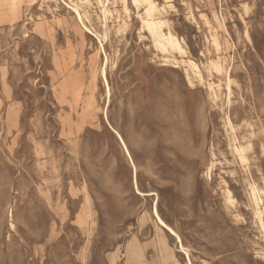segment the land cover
Wrapping results in <instances>:
<instances>
[{
    "label": "rangeland",
    "instance_id": "rangeland-1",
    "mask_svg": "<svg viewBox=\"0 0 264 264\" xmlns=\"http://www.w3.org/2000/svg\"><path fill=\"white\" fill-rule=\"evenodd\" d=\"M155 1L0 0V264H264V0Z\"/></svg>",
    "mask_w": 264,
    "mask_h": 264
},
{
    "label": "bare ground",
    "instance_id": "bare-ground-1",
    "mask_svg": "<svg viewBox=\"0 0 264 264\" xmlns=\"http://www.w3.org/2000/svg\"><path fill=\"white\" fill-rule=\"evenodd\" d=\"M103 1V0H102ZM139 1H143V2H145L146 3V10H145V15H146V17L144 18V20H143V23H144V25L148 28V30H149V32H150V35L152 36V38H153V40H154V42L159 46V47H161L162 49H163V51H165V50H168V49H171V50H173V51H178V53L179 54H181L182 52H184V48H183V46H182V43L180 42V39H178V37L177 36H175L171 31H168V32H165L164 30H163V27H165V26H163L164 25V21L162 20V19H160V18H158L157 16H156V13L158 12V9H159V5H157V2L155 1V0H134V2L135 3H138ZM72 3V2H71ZM134 3V4H135ZM145 3H143V6H144V4ZM74 4V3H73ZM75 6H76V4H74ZM73 5V6H74ZM136 5V4H135ZM137 6V5H136ZM77 7V6H76ZM76 7H72L73 8V10H74V12L75 13H77V15H78V18H79V20L83 23V17H82V15H81V12L78 10V8H76ZM162 10V9H161ZM85 16V15H84ZM166 22V21H165ZM85 23V22H84ZM83 23V24H84ZM85 26V25H84ZM146 29V28H145ZM217 38V37H216ZM214 39H215V37H214ZM183 40V39H182ZM216 40V39H215ZM218 40V39H217ZM217 44H218V42H217ZM219 44H220V42H219ZM156 45V46H157ZM157 46V47H158ZM217 46V45H216ZM219 47H220V45H218ZM170 51V50H169ZM168 52V51H167ZM185 54V53H184ZM219 59V61H220V59L221 58H218ZM174 60V59H173ZM176 60V59H175ZM177 61V60H176ZM214 61V60H213ZM175 62V61H174ZM211 62V61H210ZM188 63L190 64V66L192 67V69L194 68V69H196V71L197 70H200V69H198V67L199 66H197V64L194 62V61H192V60H188ZM213 65H214V69H217V70H219L218 72H220V70L222 71L223 69H222V67L217 63V61H216V64H214L213 62H211ZM220 63V62H219ZM223 63V62H222ZM189 66V67H190ZM190 67V68H191ZM211 67V68H212ZM104 71V70H103ZM197 73H199V72H197ZM189 73H187V75H188ZM195 75H196V73H194ZM201 74V73H200ZM190 75V74H189ZM197 76V75H196ZM190 77V76H189ZM188 77V78H189ZM201 77V76H200ZM202 78V77H201ZM191 80V79H190ZM192 82V81H191ZM193 84V83H192ZM122 142H123V145H124V148H125V150H126V152L127 153H129V150H128V148H127V146H126V144H125V142H124V140H123V138H122ZM240 151V150H239ZM244 160V159H243ZM255 189V188H254ZM256 190V189H255ZM258 192H259V190H257ZM229 193H231V191L229 192ZM256 193V191L254 192V194ZM259 194V193H258ZM229 195V194H228ZM258 197V196H257ZM231 199V198H230ZM229 199V200H230ZM233 199V198H232ZM257 199H259V198H257ZM260 201V200H259ZM263 213V212H262ZM154 214L156 215V217L158 218V220H159V222L163 225V226H166L170 231H171V233H173L174 235H176L177 236V238H178V241L181 243V238H180V236L176 233V231H174L169 225H167L166 224V222L162 219V217L159 215V212H158V210H157V207H155V209H154ZM263 223V222H262ZM181 249H184V247L182 246V243H181Z\"/></svg>",
    "mask_w": 264,
    "mask_h": 264
}]
</instances>
